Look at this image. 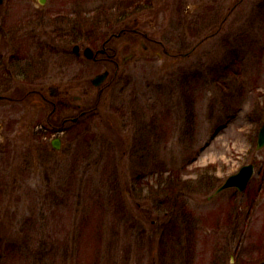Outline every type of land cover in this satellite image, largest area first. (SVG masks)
Masks as SVG:
<instances>
[{"label":"rangeland","instance_id":"obj_1","mask_svg":"<svg viewBox=\"0 0 264 264\" xmlns=\"http://www.w3.org/2000/svg\"><path fill=\"white\" fill-rule=\"evenodd\" d=\"M109 37L95 61L72 53L74 43L96 50ZM7 65L0 264L264 259V147L255 148L264 0H5L0 69ZM105 68L99 90L90 78ZM52 86L82 105L63 109L64 133L56 118L47 122L59 98ZM248 162L257 166L243 192L209 197Z\"/></svg>","mask_w":264,"mask_h":264},{"label":"water","instance_id":"obj_2","mask_svg":"<svg viewBox=\"0 0 264 264\" xmlns=\"http://www.w3.org/2000/svg\"><path fill=\"white\" fill-rule=\"evenodd\" d=\"M2 0H0L1 2ZM74 50H78V46L74 47ZM84 54L87 57H92V49L89 47H86L84 49ZM107 72H103L101 74L96 75L92 81L95 84H100V82L104 79ZM264 145V121L262 123V126L260 127L259 133H258V141H257V147H261ZM253 174V164H245L243 165L237 172L229 175L225 181L217 188L216 192L222 190L223 188L230 187V186H236L239 190H243L247 184V182L250 180L251 176ZM264 264V262L260 263Z\"/></svg>","mask_w":264,"mask_h":264},{"label":"flooded vegetation","instance_id":"obj_3","mask_svg":"<svg viewBox=\"0 0 264 264\" xmlns=\"http://www.w3.org/2000/svg\"><path fill=\"white\" fill-rule=\"evenodd\" d=\"M111 38L112 37H109V38H106L104 41H103V46L104 47H106L107 46V44H109V43H111ZM160 43V42H159ZM161 44V43H160ZM8 47H9V45H7ZM2 47V46H1ZM3 52V51H2ZM104 52V53H103ZM99 53H101L102 55H105L107 52H106V49L105 50H102V51H100ZM113 53V52H112ZM111 55V56H110ZM110 55H107V57H106V60L107 61H109V62H112L113 64H115L116 65V67H118V61L114 58V57H112V54H110ZM11 64V63H10ZM15 68V67H14ZM0 78H2V79H4L5 78V75L4 74H7L8 75V73H10V65H7L6 66V68L4 69V68H1L0 69ZM50 89V91H52L51 93L53 94V96H56L57 95V97H59V98H57L56 99V103H55V107L56 106H58V108H59V110L57 111V114H58V116H59V121H60V123H64V121L66 120V118H63L62 117V114L61 113H63V108H64V106H66V107H75V108H79V104H77V103H74V102H72L71 100L70 101H67V99L69 98V94H70V91H69V89L68 88H66L65 90L63 89V90H60V91H58L57 89H56V87H50L49 88ZM29 91V90H28ZM39 92L37 93L38 95H40L42 98H44V96H45V93L43 92V91H41V90H38ZM54 91V92H53ZM58 95H60V96H58ZM78 99V98H77ZM76 99V100H77ZM53 107H54V105H53ZM53 111H54V108H53V110H51L50 111V114L51 113H53ZM231 260H232V262H235L236 260L234 259V256H233V254H231ZM223 261H225L224 259H223ZM240 263V261L238 260V264ZM223 264H225V263H223Z\"/></svg>","mask_w":264,"mask_h":264},{"label":"trees","instance_id":"obj_4","mask_svg":"<svg viewBox=\"0 0 264 264\" xmlns=\"http://www.w3.org/2000/svg\"><path fill=\"white\" fill-rule=\"evenodd\" d=\"M136 9V8H135ZM173 188H176V187H173ZM149 205V204H148Z\"/></svg>","mask_w":264,"mask_h":264}]
</instances>
